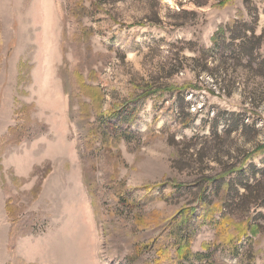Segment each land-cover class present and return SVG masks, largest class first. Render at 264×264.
<instances>
[{
  "label": "rangeland",
  "instance_id": "rangeland-1",
  "mask_svg": "<svg viewBox=\"0 0 264 264\" xmlns=\"http://www.w3.org/2000/svg\"><path fill=\"white\" fill-rule=\"evenodd\" d=\"M192 1L0 0V264H175L170 232L199 214L209 157L264 144V80L226 27L256 14L259 34L264 0ZM213 242L205 224L190 250Z\"/></svg>",
  "mask_w": 264,
  "mask_h": 264
},
{
  "label": "trees",
  "instance_id": "trees-1",
  "mask_svg": "<svg viewBox=\"0 0 264 264\" xmlns=\"http://www.w3.org/2000/svg\"><path fill=\"white\" fill-rule=\"evenodd\" d=\"M216 1L227 3L230 0ZM192 2L196 7H203L206 6L208 0H193ZM256 25L257 16L255 14L254 20L250 24L233 21L226 27L230 42L238 41L234 50L237 62L241 59L245 60L249 71L264 80V28L257 34ZM223 33L224 30L216 33L213 37L214 49L220 53L222 51L224 53L227 49H223V42L218 40V37ZM210 54L211 50L206 51L201 54V58L194 60L201 64L199 73H208L206 58H209ZM226 61L227 59L224 58V62ZM82 85L84 88H88L84 86V83ZM153 88L152 84L142 87L141 94L136 97V102L138 101L140 107L147 98L157 93ZM167 91L173 92L172 89ZM178 91L183 90L179 88ZM92 101L94 100L91 99ZM124 109L129 112L132 107L126 104ZM115 113L118 114L119 111ZM87 115V110L85 116L82 111L78 115L81 120L77 122L78 128L85 132H88V125L85 122ZM104 117L105 115L97 114V119L100 121ZM114 117L116 115L110 118ZM105 121L107 122V120ZM83 125H85V129ZM238 125L241 128L246 127L243 121ZM238 125L226 124L225 133L230 134L237 131ZM262 154H264V144L257 145L251 150L235 149L232 154L226 156L225 160L218 153L209 157L208 160L217 165L218 171L214 170L213 173L210 170L208 173L203 171L201 173L203 183L199 185L201 195L197 202L199 214L192 218V224L193 210L180 213V220H177L178 222L170 232L175 244L174 258L172 259L175 264H193L195 262L215 264L212 256L216 251L223 254L226 260L221 264H258L253 253V239L260 235L264 236V167H257L253 161ZM202 157L204 158V156ZM116 197L118 200L119 194H116ZM205 224L214 230V242L210 245H203V252L192 253L190 246L195 233ZM150 247L155 246L150 243ZM157 253L159 259L164 258L162 252L157 250ZM133 257L138 258L137 255L132 254L131 264L134 263Z\"/></svg>",
  "mask_w": 264,
  "mask_h": 264
},
{
  "label": "bare ground",
  "instance_id": "bare-ground-1",
  "mask_svg": "<svg viewBox=\"0 0 264 264\" xmlns=\"http://www.w3.org/2000/svg\"><path fill=\"white\" fill-rule=\"evenodd\" d=\"M48 84V83H47Z\"/></svg>",
  "mask_w": 264,
  "mask_h": 264
}]
</instances>
